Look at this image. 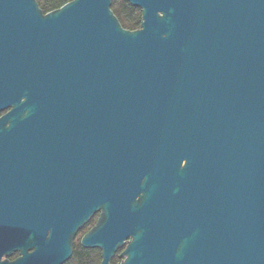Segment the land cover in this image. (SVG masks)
<instances>
[{
    "label": "water",
    "instance_id": "95a60500",
    "mask_svg": "<svg viewBox=\"0 0 264 264\" xmlns=\"http://www.w3.org/2000/svg\"><path fill=\"white\" fill-rule=\"evenodd\" d=\"M127 1L0 0V264H264V0Z\"/></svg>",
    "mask_w": 264,
    "mask_h": 264
},
{
    "label": "trees",
    "instance_id": "16d2710c",
    "mask_svg": "<svg viewBox=\"0 0 264 264\" xmlns=\"http://www.w3.org/2000/svg\"><path fill=\"white\" fill-rule=\"evenodd\" d=\"M69 0H37L39 7L43 12L53 10L60 7ZM111 9L118 18L120 24L126 29H137L140 26L141 11L138 7L131 5L127 0H112ZM87 226L77 234L74 243L72 254L63 264H99L100 250L97 248H84L80 245V235L85 232ZM16 254L12 255L14 258ZM119 261L115 255L111 264H116Z\"/></svg>",
    "mask_w": 264,
    "mask_h": 264
},
{
    "label": "rangeland",
    "instance_id": "374dc122",
    "mask_svg": "<svg viewBox=\"0 0 264 264\" xmlns=\"http://www.w3.org/2000/svg\"><path fill=\"white\" fill-rule=\"evenodd\" d=\"M94 219H95V217H93V218L91 219V221L86 225L87 228H86L85 230H87V229L93 224ZM84 227H85V226H84ZM77 236H78V235H77Z\"/></svg>",
    "mask_w": 264,
    "mask_h": 264
},
{
    "label": "flooded vegetation",
    "instance_id": "af4514ba",
    "mask_svg": "<svg viewBox=\"0 0 264 264\" xmlns=\"http://www.w3.org/2000/svg\"><path fill=\"white\" fill-rule=\"evenodd\" d=\"M97 214H98V213H97ZM97 214L94 216V217H95L94 222H95V220H96ZM94 222H93V224H94ZM93 224H92V225H93ZM92 225H91V226H92ZM83 233H84V232H83ZM83 233H82V234H83ZM82 234H81V235H82ZM81 235H80V236H81ZM75 238H76V237H75ZM16 256H17V254H16ZM16 256H15V257H16Z\"/></svg>",
    "mask_w": 264,
    "mask_h": 264
}]
</instances>
